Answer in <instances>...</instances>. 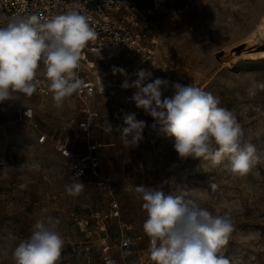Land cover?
Masks as SVG:
<instances>
[{"label":"rangeland","instance_id":"374dc122","mask_svg":"<svg viewBox=\"0 0 264 264\" xmlns=\"http://www.w3.org/2000/svg\"><path fill=\"white\" fill-rule=\"evenodd\" d=\"M133 1L150 12L157 57L153 66L144 68L152 79L193 84L218 97L220 106L236 116L245 140L255 144L257 154L264 157V91L257 90L254 97L247 94L253 80L264 82V66L232 68L234 57L245 49L242 40L264 14V0ZM89 60L105 92L86 106L73 96L58 108L53 98L14 94L17 99L8 101L7 112H0V250L10 253L30 236L37 220L51 217L59 220L57 230L64 239L59 264H102L103 253L117 255L121 231L141 237L135 258L143 261L150 254L149 237L143 230L147 213L135 188L144 185L166 194L186 192L214 215L227 216L233 231L218 255L229 264H264V160L240 175L225 167L227 157L220 165L180 159L173 148L174 138L151 129L153 118L131 101L136 89L121 87L125 75L113 74V67L135 68L138 61ZM115 76L118 79L112 82ZM171 95L169 87L162 99ZM27 109L33 113L32 123L49 138L66 136L75 153L94 152L102 180L71 179L68 162L51 141L38 144L33 126L16 121L18 111ZM83 110L95 114L88 133L79 127L87 116ZM126 113H135L137 120L149 125L136 147H128L122 139ZM109 124L112 131L106 132ZM82 182L85 187L78 196L67 194L66 185ZM114 199L125 226L109 224L108 240L102 243L97 237L101 231L91 220ZM0 264H13L11 255L0 254Z\"/></svg>","mask_w":264,"mask_h":264},{"label":"clouds","instance_id":"9594fccd","mask_svg":"<svg viewBox=\"0 0 264 264\" xmlns=\"http://www.w3.org/2000/svg\"><path fill=\"white\" fill-rule=\"evenodd\" d=\"M79 7L77 3L73 10L50 18L19 17L0 27V103L16 100L14 94L30 97L36 91L38 71L49 81L58 108L66 98L83 90L84 82L76 69L81 50L97 38V33L89 18L76 10ZM112 71L114 75H126L123 68L113 67ZM136 76L131 82L125 80L121 87L136 89L131 101L153 118L151 129L174 138L173 148L180 159L211 160L220 165L227 157L225 167L240 175L264 160L255 144L245 140V131L234 113L221 107L220 99L212 93L193 84L153 80L152 73L143 69ZM169 87L173 95L162 99ZM257 90L264 91V82L253 80L248 96L254 97ZM123 122L120 131L125 145L138 146L149 125L137 120L135 113L124 114ZM105 131L111 132L112 126L109 124ZM84 187L83 182L75 183L66 185L65 190L70 196H78ZM135 191L147 213L143 230L156 264H229L218 253L233 231L230 218L214 215L186 192L166 194L161 188L144 185L136 186ZM58 225L59 220L51 217L39 219L30 236L10 253L0 250V254H10L13 264H59L64 239Z\"/></svg>","mask_w":264,"mask_h":264},{"label":"built area","instance_id":"2783aa9c","mask_svg":"<svg viewBox=\"0 0 264 264\" xmlns=\"http://www.w3.org/2000/svg\"><path fill=\"white\" fill-rule=\"evenodd\" d=\"M80 7L76 10L89 18L90 26L97 33L94 41H89L81 50L79 67L76 69L78 78L84 82L83 90L74 93L72 96L82 105L93 99L96 95L105 92V85L96 81L97 71L93 70L89 59H99L101 61L116 62L121 59L128 61L135 60L138 63L135 68L125 66L126 72L122 78L129 82L137 79L136 73L144 67L153 66V61L157 57L155 51V41L151 38V20L148 10L137 7L133 0H0V27L6 26L8 22L19 17L36 15L41 18H50L55 15L73 10L75 4ZM133 69V70H132ZM135 69V70H134ZM117 77L111 79L117 81ZM102 81V79H100ZM41 99L52 98L49 90V81L42 71H38L36 77V91L32 94ZM10 101V100H8ZM8 101L0 103V112H7ZM87 114L81 120L79 127L84 133H88L93 123L95 114H90L88 110H83ZM33 113L29 109L25 112L18 111L17 122L33 126L36 131V142L43 144L50 140L59 156L68 162V171L73 180H102L99 168L98 156L88 150L85 153H75L69 138L60 136L57 138L48 137L32 123ZM67 152V156L65 155ZM103 184L102 181L99 182ZM119 203L114 199L104 212L95 214L91 222L101 236L98 240L106 243L108 240L109 224L118 223L120 227L125 226L121 219ZM85 227H89L88 220L84 221ZM141 240L140 236H132L120 232L118 236L117 255L103 253L102 264H152L151 256L139 261L135 258L136 243ZM150 247V240L148 239ZM149 252V251H148ZM134 259V262H131Z\"/></svg>","mask_w":264,"mask_h":264},{"label":"bare ground","instance_id":"6f19581e","mask_svg":"<svg viewBox=\"0 0 264 264\" xmlns=\"http://www.w3.org/2000/svg\"><path fill=\"white\" fill-rule=\"evenodd\" d=\"M242 43L246 45L245 49L240 55L234 57L232 68L264 66V14L254 29L244 37ZM256 47L258 48L255 49Z\"/></svg>","mask_w":264,"mask_h":264}]
</instances>
